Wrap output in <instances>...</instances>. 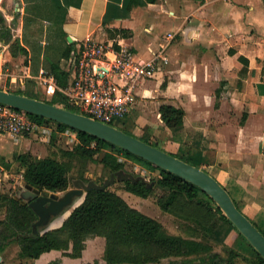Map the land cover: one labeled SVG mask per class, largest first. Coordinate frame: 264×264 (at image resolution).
I'll list each match as a JSON object with an SVG mask.
<instances>
[{"label":"crops","instance_id":"obj_1","mask_svg":"<svg viewBox=\"0 0 264 264\" xmlns=\"http://www.w3.org/2000/svg\"><path fill=\"white\" fill-rule=\"evenodd\" d=\"M0 12L5 18L0 29L4 26L12 35L10 43L0 36L5 56L0 57V80L9 81L17 89L13 92L44 101H51L60 89L50 74L52 64L59 63L68 73L73 51L86 39L118 42L138 60L165 47L169 63L139 87L137 103L123 128L143 139L157 131L168 134L169 144L161 148L189 155L210 172L264 232V0H0ZM109 30H125L127 36L112 38ZM15 41L26 54L12 55ZM163 104L185 110L183 126L165 127L159 112ZM0 138L14 140L9 135ZM162 213L154 218L170 233L188 236L170 230L165 222L173 217L187 226L185 218ZM95 239L105 245L104 238ZM209 239L253 256L227 223ZM90 242L77 259L51 251L35 260L6 263L1 256V261L94 263L86 259Z\"/></svg>","mask_w":264,"mask_h":264},{"label":"trees","instance_id":"obj_2","mask_svg":"<svg viewBox=\"0 0 264 264\" xmlns=\"http://www.w3.org/2000/svg\"><path fill=\"white\" fill-rule=\"evenodd\" d=\"M0 23L5 24V18L1 12ZM0 30H2L0 32L2 40L10 43L11 33L4 26ZM109 33L112 38L127 36L125 30H109ZM10 50L13 56L18 53L26 54V50L18 41L11 43ZM71 51V49L68 51V57ZM240 60L245 65L248 64L247 59L240 58ZM50 74L60 88L67 86L69 74L61 69L59 63L52 64ZM16 93L37 98L20 91ZM48 102L77 112L75 108L67 104V99L60 90H56L54 97ZM159 112L165 127L170 130L184 125L186 112L182 107L163 104ZM23 113L39 124H53L55 132L51 138L52 141L56 140L57 132L63 133L67 129L75 131L78 138V142L71 150H61L62 159L54 156L37 158L28 151L16 155L15 162L18 164L26 186L39 191L65 193L71 188L74 180L81 179L86 183L90 181L86 177V172L92 162L102 164L110 177L112 174L124 171L125 164L119 160V156L123 155L127 159L143 164L148 170L158 171L159 177L152 182L164 191L158 199L160 209L182 219L185 218L195 227L192 228L187 224V237L174 235L159 220L131 207L120 195L107 188L90 190L83 203L73 210L60 227L35 236L33 225L37 222L38 216L34 210L28 203L24 204L20 199L2 192L0 213L4 214V218L0 220V255L10 245H17L20 260L39 259L43 254L51 251H61L64 255L77 259L82 257L88 240L101 237L105 239L104 264H264L262 256L238 232L212 198L196 185L87 133L40 116ZM246 117L244 116L242 124ZM121 129L132 134L126 128ZM141 139L161 148L157 143ZM175 156L192 165L202 167L192 162L188 155ZM153 190L154 187L148 188L146 183L126 181V191L136 196L148 198ZM235 203L242 211L238 203L236 201ZM222 223L229 224L239 233L253 256L244 255L225 244L222 246V253L215 252L209 241L195 238L199 231H204L209 239ZM254 225L257 226L256 223ZM259 230L264 234L260 228ZM51 264L62 263L54 261ZM87 264L102 263L96 261Z\"/></svg>","mask_w":264,"mask_h":264},{"label":"water","instance_id":"obj_3","mask_svg":"<svg viewBox=\"0 0 264 264\" xmlns=\"http://www.w3.org/2000/svg\"><path fill=\"white\" fill-rule=\"evenodd\" d=\"M68 39L70 42L72 41L70 37ZM0 104L87 133L196 185L212 198L238 232L264 259V234L238 208L227 189L204 168L192 165L166 150L153 146L141 138L125 132L117 126L101 122L63 106L53 105L48 101L0 88ZM127 180H131L132 183H146L148 188L155 186V182L149 183L143 177H135L133 174L124 171L112 174L110 179L101 185L95 181L86 183L81 179L75 180L73 187L62 196L60 195L61 193H52L47 190L39 191L26 186L27 190L23 193V197L38 216L37 222L33 225V235L39 236L46 232V230L44 232L42 230L48 229L54 218L62 216V214L69 211V208L78 205V201L82 200L83 197L85 200L90 190H105L116 181L125 182Z\"/></svg>","mask_w":264,"mask_h":264},{"label":"built area","instance_id":"obj_4","mask_svg":"<svg viewBox=\"0 0 264 264\" xmlns=\"http://www.w3.org/2000/svg\"><path fill=\"white\" fill-rule=\"evenodd\" d=\"M168 63L165 47L147 60H138L130 48L118 42L89 38L73 51L68 84L59 90L77 112L116 126L133 112L139 87L160 75ZM54 132L53 124H39L22 111L0 104V136L19 140L29 134L48 141ZM57 134L72 137L73 146L78 142L77 133L71 129Z\"/></svg>","mask_w":264,"mask_h":264},{"label":"rangeland","instance_id":"obj_5","mask_svg":"<svg viewBox=\"0 0 264 264\" xmlns=\"http://www.w3.org/2000/svg\"><path fill=\"white\" fill-rule=\"evenodd\" d=\"M2 51H3V47L0 48V57L1 55H3V57L5 58ZM1 60L2 59L0 58V62H2ZM6 66L8 67V64ZM164 82L166 83V80L163 81V83ZM0 85L2 87H6L7 88L6 90L17 91V89H15L13 86L10 85L9 81L6 82L5 80L2 81L0 80ZM123 122L124 120L117 122L116 126L119 128H123L124 126ZM26 136L24 140L21 141H15L12 139L6 141V140H1L0 138L1 192L8 193L17 199H20L23 203H27L26 199L23 197V193L27 190V187L23 181V176L21 171L19 170L18 164L15 162V156L22 152L28 151L31 152V154L37 158L54 156L58 159H62L61 150H67V149L71 150L74 147L73 146L74 139L72 137H67L64 134H60V135L57 134L56 140L53 141L52 139L48 141L38 140L33 135L31 136L29 134ZM144 139L157 143L160 147L162 146L167 147L170 141L169 140L170 137L168 136V134L162 133L161 135V132L159 131H157L154 136L145 135ZM119 160L125 164L124 172L133 174L135 177H143L149 183L156 180L159 177L158 171L148 170L143 164H139L131 159H127L123 155L119 156ZM86 177L90 181H95L100 185L103 184L106 180L110 179V175L107 173L104 166L98 162H92L89 164L88 170L86 172ZM74 181H72L71 187H73ZM153 187L154 190L152 195L145 199L136 196L130 192H127L126 181L125 182L116 181L108 189L120 195L131 207L154 218L163 214L162 213L163 211L160 209L158 205V199L163 195L164 191L157 188L156 185ZM63 194L64 193H61L60 195L62 196ZM83 201H84V197L82 198V202ZM80 202L81 200L78 203ZM78 205H74L73 207L69 208L70 214ZM70 214L68 213L62 218H60L61 216L54 218L53 223L49 226L48 229L50 230V229L58 228V226L60 227L63 224V222L70 216ZM67 215L69 216L67 217ZM3 218H4V214L0 213V220ZM165 222H166V226L170 230L179 233H187L188 225L191 226L192 228L193 226L195 227V225L191 223L188 224L187 226H183L181 222H178L176 219H173V217H171L170 219L169 218L166 219ZM48 229H43L42 232H44L45 230L47 231ZM195 238H197L198 240L209 241L213 245L215 252L222 253L223 245L217 244L207 239L204 231L202 232L199 231L195 236ZM94 240L95 241H93L92 239V242H90L88 246L86 259L88 261L96 262V261H100V259H103L105 245L104 243L102 245L101 241H96L95 238ZM17 250H19V247L17 245H10L6 249V251L0 256L4 258V262L6 263L8 261L17 260L19 259ZM166 262L167 261H165V263Z\"/></svg>","mask_w":264,"mask_h":264},{"label":"bare ground","instance_id":"obj_6","mask_svg":"<svg viewBox=\"0 0 264 264\" xmlns=\"http://www.w3.org/2000/svg\"><path fill=\"white\" fill-rule=\"evenodd\" d=\"M80 200H81V199H80ZM80 200H79V201H80ZM79 201H78V202H79ZM81 202H82V200H81ZM81 202H80V203H81ZM80 203H77V204H80ZM68 213L70 214V211H69V212H66L65 214H63L60 218H62L63 216H65V215L68 214ZM68 216H69V215H67V217H68ZM67 217H66V218H67ZM58 219H59V218H58Z\"/></svg>","mask_w":264,"mask_h":264}]
</instances>
